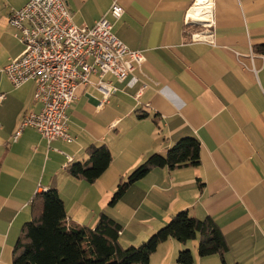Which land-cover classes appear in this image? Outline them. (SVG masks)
I'll use <instances>...</instances> for the list:
<instances>
[{"label":"crops","instance_id":"1","mask_svg":"<svg viewBox=\"0 0 264 264\" xmlns=\"http://www.w3.org/2000/svg\"><path fill=\"white\" fill-rule=\"evenodd\" d=\"M27 1L0 0L1 37L11 39L9 18ZM65 1L77 26L93 27L105 16L114 35L146 63L123 84L107 77L118 91L106 102L96 75L78 88L68 111L71 144L48 143L33 128L14 140L23 118L42 105L34 100L33 81L15 88L0 72V264H13L32 202L51 188L58 189L70 224L94 229L107 214L123 226L119 241L127 247L142 245L187 212L216 222L229 245L227 264H264V55L255 53L264 44V0H210L211 26L187 22L192 7L205 6L197 0ZM114 3L125 11L119 20L110 14ZM202 32L214 43L195 42ZM22 51L14 44L0 71ZM186 137L200 143L199 166L156 168L110 206L119 184L148 157L166 155ZM103 146L113 160L95 183L70 176L69 167ZM199 241L170 239L150 264L158 257L167 264L170 255L169 264H179L186 249L194 264H222L218 256L201 258Z\"/></svg>","mask_w":264,"mask_h":264},{"label":"built area","instance_id":"2","mask_svg":"<svg viewBox=\"0 0 264 264\" xmlns=\"http://www.w3.org/2000/svg\"><path fill=\"white\" fill-rule=\"evenodd\" d=\"M124 12L117 3L110 10L116 20ZM187 22L211 26L213 18L205 22L188 14ZM9 23L16 30L15 37L23 51L0 72L7 75L15 88L33 81L34 100L42 105L39 113L23 118L15 141L26 128H33L48 143H73L68 111L78 100V88L91 85V76L96 75L99 80L95 87L106 102L118 91L107 77L123 84L136 71L142 73L146 63L140 51L130 50L114 35L105 16L93 27L77 26L65 0H28L24 7L12 12ZM212 38L209 32L193 35L195 42L214 43ZM145 88L144 84L139 94ZM3 98L1 95L0 100ZM72 161L68 157V164Z\"/></svg>","mask_w":264,"mask_h":264},{"label":"trees","instance_id":"3","mask_svg":"<svg viewBox=\"0 0 264 264\" xmlns=\"http://www.w3.org/2000/svg\"><path fill=\"white\" fill-rule=\"evenodd\" d=\"M264 55V44L255 48ZM90 158L68 168L70 176L95 183L111 166L112 154L106 147L88 150ZM200 143L186 137L168 150L166 155L153 154L119 184L110 206L125 196L128 189L147 177L156 168L176 170L200 165ZM123 226L107 214H101L94 229L70 224L64 201L57 188L36 194L32 202V219L27 222L15 247L13 264H150L158 247L170 239L180 243L199 241V256H218L227 264L229 245L212 218L198 220L180 212L171 221L138 247L123 248L120 235ZM179 264H194L190 250L178 255Z\"/></svg>","mask_w":264,"mask_h":264},{"label":"rangeland","instance_id":"4","mask_svg":"<svg viewBox=\"0 0 264 264\" xmlns=\"http://www.w3.org/2000/svg\"><path fill=\"white\" fill-rule=\"evenodd\" d=\"M0 30H1V27H0ZM16 30L13 29L11 31V39L10 38H7L6 36H3L1 37V32H0V61L4 60L7 56V54L9 53V51H11V49H13V45L16 44V43H20L19 39L16 37L15 38V35H16ZM130 231V230H129ZM128 234H126V237H127ZM122 241H120L122 243V246L123 248H129L126 246V244L124 243V239L122 238L121 239ZM179 255V254H178ZM170 257L171 255L168 257L167 259V264L170 263ZM172 259V257H171ZM176 262H178V257L176 259ZM161 263V259L160 257L158 258H155L153 261H152V264H160Z\"/></svg>","mask_w":264,"mask_h":264},{"label":"bare ground","instance_id":"5","mask_svg":"<svg viewBox=\"0 0 264 264\" xmlns=\"http://www.w3.org/2000/svg\"><path fill=\"white\" fill-rule=\"evenodd\" d=\"M210 0H198V2L196 3V5H200V6H204V7H200L199 9H197V11H193L190 10V16L195 17L196 19L200 18V20L202 21H209L211 19L212 13H211V5H210Z\"/></svg>","mask_w":264,"mask_h":264}]
</instances>
